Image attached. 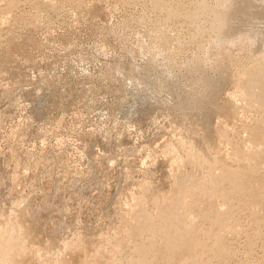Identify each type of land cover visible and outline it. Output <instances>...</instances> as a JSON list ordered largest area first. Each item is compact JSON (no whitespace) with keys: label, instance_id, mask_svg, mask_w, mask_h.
<instances>
[{"label":"rangeland","instance_id":"374dc122","mask_svg":"<svg viewBox=\"0 0 264 264\" xmlns=\"http://www.w3.org/2000/svg\"><path fill=\"white\" fill-rule=\"evenodd\" d=\"M250 1L264 13V0H0V237L3 222L23 215L26 223L12 247L0 240L3 260L26 246L22 264H76L98 251L126 264L128 224L164 210L181 188L223 187L219 162L241 167L230 156L264 118L255 102L264 91V18L252 17L254 29L218 18ZM200 3L212 9L194 14ZM199 97L207 109L193 111L190 123L184 107ZM216 109L223 153L215 130L204 132L203 114ZM215 199L237 222L220 232L228 252L215 258L205 234L206 245L183 263L201 255L209 264H264V208ZM189 217L215 229L211 219Z\"/></svg>","mask_w":264,"mask_h":264},{"label":"bare ground","instance_id":"6f19581e","mask_svg":"<svg viewBox=\"0 0 264 264\" xmlns=\"http://www.w3.org/2000/svg\"><path fill=\"white\" fill-rule=\"evenodd\" d=\"M203 3L198 4V6L196 5V8H195L196 10H195L194 14H197V15L200 14L201 15V13L202 14L203 13H208L210 11V9H212L210 7H207L208 6L207 3H205V4H203ZM231 14H232V12L230 14L225 12L223 14H220L218 16V18L221 19V20H229V21L232 20V19H235V18L236 19H243V20H245L244 22H245V24H247L248 28H251V29H254V21L252 22V20H254V18H260V17L264 18V13L259 8L255 7V5L253 4V1L247 2L244 5H241V7L239 8V10H238V12H237V14L235 16L231 15ZM252 17H254V18H252ZM225 28H223L220 31V33L222 35H224V36L228 35V29H225ZM263 38H264V35H260L259 36V39H263ZM255 86L256 85L254 83H252V82L248 83V89L249 90H252ZM258 92H260V94H257V95H256V92H255V95H256L255 96V102L260 104L261 107H264V91H258ZM199 98H200L199 100H193V101L188 102L185 107L182 105L185 108V111L187 110L186 113H188V116L190 117L188 119L190 121V123H191V120H193L192 116H194V115H191L192 112L195 111L196 109L203 111V109L205 108L204 101H203L202 97H199ZM182 104H185V103H182ZM179 105H181V104H179ZM211 107H213V106H211ZM205 109H207V108H205ZM205 109H204V111H205ZM211 110H208L206 112V114L205 113L203 114L204 117L203 116H201V117H203L205 119V121H203V122H205L204 124L206 126L205 125L204 126L206 127L207 130L204 129V132L205 131L208 132L210 130H215V135H213V136H215L216 139H217L215 141L218 143L217 146L219 148L218 147H216V148H218V150H219V149H221L223 147L224 141H223V137L216 131L215 124L218 121V120H216V118L223 116V114L222 115L220 114L221 116H219L218 114H216L217 113V109H216V112L215 111H211ZM183 112H184V110H183ZM185 115H187V114H185ZM197 115L200 116L202 114H197ZM225 115H227V116H225V119H226V117H228L229 115L228 114H225ZM231 115L233 116L234 114L232 113ZM229 117H231V116H229ZM185 118H187V117L185 116ZM194 119H196V118H194ZM197 120L199 121L200 119H197ZM231 120H232V118H231ZM198 121H197V123H198ZM200 122H202V119H201ZM202 125H203V123H202ZM204 126H202V129L204 128ZM198 127H200V126H198ZM250 131H251L252 140L248 144L247 148L243 149L242 151L239 150L240 152H235L232 156H230V158L232 160L237 161L238 163H241L242 164L241 167L233 168V167L227 165L226 163L219 162V167L222 170V173H221V176H220L221 180H220L219 184L221 186H223V187H221V188H207L204 191H198V190H196V188L194 189V188H191V187H185L184 189L181 188V190H177L178 192H176L175 196L172 195L174 197L172 198L171 201H170V198H169L170 202L165 204L166 207H164L165 208L164 210H161L160 207L158 209H156V208L153 209V210L150 209L141 218H139V217H138V219L136 218L137 221H135V222L132 221L134 224L132 222H131L132 224L131 223L130 224L127 223L129 226L127 228H124V229L127 230L126 236L128 235V237H127L128 240L133 241L134 245L132 247L133 248V250H132L133 252L131 251L132 253L128 256L126 264H147L150 258L156 263H161L162 261L176 260V261L181 262L182 264H184L183 263L184 261L189 260L188 258L191 255L192 251L197 250V249H202L206 245L205 242H204L205 234L208 237H211L214 240L213 241V245L215 247V258L220 259L224 255H226V251L227 250L222 245V237H221V233L220 232L227 225H234L235 226L237 224V222H236V219L234 217H232L233 215L231 216L229 212H224L222 209L219 208V206L215 203V201H216L215 198H217V200H218V198H220L221 200L222 199L223 200L226 199V201L228 199L230 200V199H234V198H237L239 200L242 199V200L246 201L247 207H249V209H251V210H255V209H258V208H261V209L264 208V174H260L259 173V171H263L264 170V169L261 170L262 166L264 164V118L261 121V127L260 128L259 127L258 128L254 127ZM195 132H198V130H196ZM195 132H193V133H195ZM193 133L189 132V134H191V135ZM201 134L203 135V133H201ZM196 138H198V136ZM249 150L251 152L250 154H252L254 157L258 158L257 161H254V162L251 161L253 159L250 158ZM221 151L220 152L223 153L224 150L221 149ZM226 183L229 185V186L227 185L228 186L227 188L225 187ZM164 186H165V184H164ZM168 192H165V193L167 194ZM163 193H161V194H163ZM167 196H168V194L165 197H167ZM170 196L171 195H169V197ZM191 196H192V198H195L196 200H198L200 202L202 201V202L206 203L207 206H209L208 210L207 211L198 210L197 207L187 204V201H189L188 198L191 197ZM223 197H225V198H223ZM161 199H164V197L161 198ZM166 200H168V199H166ZM155 207H157V205ZM48 208H50V207H48ZM24 211H26V210H24ZM30 212H31V210H30ZM43 213H44V211H43ZM18 215H19V213H18ZM50 215H52V214H50ZM54 215H55V213H54ZM190 215L191 216L194 215L195 217H198V218H204V219H209V220L211 219L213 221V225H214L215 229L213 231H207V232L204 231L205 230L204 228H202V229H204V230H202L200 227H197L192 222L187 220V217H189ZM36 216H37V214H36ZM8 217H7V219H8ZM24 219H25V217H23V215H22V217L19 218V221H17L18 219L15 220V221H12V220L9 219L10 221L9 220L6 221V225H4V222H3V226H5V228H6V230H5L6 234H5V236H3L4 237L3 239H2V237H0L1 242H2V240H3V242L6 241L8 244H10V247H12L13 246L12 243H14V239H16V237H19L18 234H17V231H18L19 227H21L23 225V223L25 222V221L23 222ZM29 219H30V217H29ZM133 219H135V218H133ZM61 220L62 219H60V221ZM115 220H117V218ZM195 220H196V218H195ZM33 221H35V220H33ZM43 221H44V219H43ZM60 221L58 220L57 222H60ZM1 222H2V220H1ZM122 223H124V222H122ZM24 224H26V223H24ZM55 224H59V223H55ZM48 225L51 226V224H48ZM30 226H31V224L29 226H27V227H30ZM123 226L126 227L127 225H123ZM55 227H56V225H55ZM37 228H38V226H37ZM27 229L29 231L30 228H26V230ZM32 229H34V227ZM35 230H36V227H35L34 231ZM118 230H120V228ZM23 231H25V229ZM28 231H26V232L28 233ZM124 232H125V230H124ZM30 233H31V230H30ZM48 233H49V231H48ZM39 234H40L39 231L36 230L34 233L32 232V234H30V235L32 237L38 238L37 236H40ZM42 234H44V233H42ZM44 235H46V234H44ZM115 235H117V234H115ZM121 237H123V236H121ZM26 239H30V238H26ZM22 240H24V239H22ZM39 240H41V239H39ZM25 241H27V240H25ZM25 241H23V242H25ZM1 242H0V245H1ZM23 242L21 244H23ZM29 242H31V241H29ZM29 242H27V243H29ZM119 243H122V242L120 241ZM32 245L35 246L33 243H32ZM32 245H31V247H32ZM22 247H24V245ZM22 247H21V249H22ZM6 248H8V247H6ZM13 248H11L12 251L14 250ZM88 248H89V245H88ZM26 249L27 248L25 246L22 250H20V252H18L19 250L15 251V252H18L16 254H18L20 257L22 256L23 261H24V258L27 257V256L23 257V255L25 254L24 250H26ZM31 249H29V250H31ZM0 250H1V247H0ZM3 250H5V248ZM11 250H9V251H11ZM34 250H31V251H33V254L36 252ZM31 251H29V252L32 253ZM96 251H97V249H96ZM96 251L94 250V252H96ZM123 251L126 252L127 251L126 248ZM83 254H85V253H83ZM92 254H94L92 256V258L87 255L91 259H88V257H87L86 259L83 258V261L80 258H79L80 259L79 261L75 260V261H77L76 264H78L79 262H80V264H112L113 263L112 253H107L105 251H102V252L98 251V252L92 253ZM2 255L3 256H7V255H4V254H2ZM2 255L0 257V264H22L23 263L20 260V257L17 256L18 258L16 259V255L14 253H11L12 262H11V260H10V262H7L6 258H5L6 260H3L4 258L2 257ZM28 255H30V254H28ZM203 257H205V256H203ZM203 257L201 255L194 256L192 258L193 264H209V262L206 261ZM25 260H27V258ZM39 264H40V262H39Z\"/></svg>","mask_w":264,"mask_h":264}]
</instances>
